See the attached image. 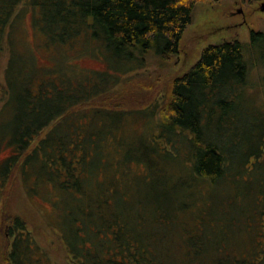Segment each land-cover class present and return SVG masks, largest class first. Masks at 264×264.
<instances>
[{"label": "trees", "instance_id": "16d2710c", "mask_svg": "<svg viewBox=\"0 0 264 264\" xmlns=\"http://www.w3.org/2000/svg\"><path fill=\"white\" fill-rule=\"evenodd\" d=\"M203 1L206 0H0V50L4 35L10 34L24 12L31 11L33 25L45 37V44L74 51L84 41L108 65L105 71L57 73L41 80L32 75L21 92L19 71L14 70L17 63L11 58L8 87L0 84V98L10 92L6 107L17 106L20 100L23 105L10 141L16 152L0 169V192L4 178L10 175L22 153L51 126L24 159L21 173L25 182L32 179L34 192L46 185L54 188V205L60 217L56 225L59 228L65 223L67 227L69 235L67 238L64 232L63 240L71 264L175 263L165 259L163 262L159 249L162 246L166 250L165 232L175 224L176 217L190 213L180 209L187 208L195 196L192 191L187 192L196 183L188 177L190 172L194 178L230 187L227 196L231 207L239 213L246 210L236 200L232 183L245 165L252 168L260 154V141L253 151H246L241 144L245 127H253L257 115L264 117V107L247 96L252 88L248 77L253 69L259 65L264 71V31H251L245 43L207 46L194 66L174 78L161 99L146 107L147 115H160L156 135H165L162 161L170 160L180 169V177L171 187L165 179L147 183L137 175L135 183H142V188L129 195L128 186L135 181L133 174L130 178L132 151L117 146L127 141L120 130L131 110L74 111L97 100H109L113 92L126 86L145 89L142 78L154 71L171 69L176 64L183 34L191 24L194 7ZM10 23L15 25L10 27ZM150 62L154 63V70H150ZM239 99H244L249 107L237 110L235 102ZM112 141L122 155L120 160L111 159L107 150ZM142 149L144 154L151 150L147 157L150 163L153 153L158 154L152 148ZM99 172L105 174V179L96 183ZM175 200H179L176 207ZM9 220L12 235L7 264H50L38 253L34 237L25 229V219L12 215ZM191 232L194 231L187 230L188 235ZM199 232L202 238L209 236L203 230ZM213 235L216 241L212 252L218 254L226 237L221 231ZM249 242L251 245L241 256L253 254V237H249ZM206 244L203 241L194 248L182 246L185 251L177 264H190L189 249L196 256L202 251L203 257ZM260 248L264 261V243ZM243 261L236 264H251ZM196 264L216 263L206 259Z\"/></svg>", "mask_w": 264, "mask_h": 264}, {"label": "rangeland", "instance_id": "374dc122", "mask_svg": "<svg viewBox=\"0 0 264 264\" xmlns=\"http://www.w3.org/2000/svg\"><path fill=\"white\" fill-rule=\"evenodd\" d=\"M19 8L17 10H20ZM33 20L34 16L31 11L24 12L21 20L16 23L15 28H12L10 34L4 35L3 48L0 50V84L2 86L8 87L7 71L11 65V58L17 63L14 70L19 71L17 79L21 84V92L28 85L32 75L33 78L41 80L57 73L78 75L108 69L107 63L98 58L84 41L78 43L74 51L55 49L53 48L54 43L45 44V37L35 29ZM10 25L15 24L10 23ZM251 31H264V0H206L199 2L194 7L191 24L183 34L180 51L175 58L176 64L171 69L163 72L154 71L145 79L142 78L146 81L144 85L147 88L145 89L143 87L133 89L132 86H126V89L113 92L109 100H97L89 105L75 108L74 111L88 108L131 110L129 111L132 112L131 116L127 121L125 120L123 130H120L123 131L120 135H126L127 141L123 144L119 143L117 146L118 149L123 147L124 150L132 151L130 178L134 177L133 184L135 185L128 186L129 195L135 194V189L137 191L142 188V183L138 186L135 183L137 175L144 177V181L147 183L156 179H165L167 186L170 185V187L180 177V169L176 164L170 163V160L167 159L166 161L171 165L162 161L164 153L161 149L165 147V135L161 133L160 136L156 135L160 115H147L146 107L154 100L161 99L172 80L190 70L198 61L202 50L207 46L224 42H248ZM151 63H149L150 70H154L155 65ZM248 83L252 88L248 90L247 96L254 98L255 104L264 107V71L259 65H256L251 72ZM9 93L0 98V169L16 152L10 143L15 134L16 117H19L23 112L21 100L17 106L10 104L9 107H6L9 102ZM241 100L235 102L237 110L249 107L244 99ZM17 110L20 112L17 113ZM256 117L253 127L246 126L242 132L243 143L241 146L243 145L246 151L257 150L260 141L259 157L252 163L251 169L245 165L244 170L237 174L236 180L232 183L236 187V200L240 201V205H243L246 210L239 213V210L231 207V198L229 195L227 196L228 191H231L230 187L227 185L219 187L216 183L208 180L194 178L195 175L193 176L190 172L188 177L195 180L196 183H193L187 192L189 194L192 191L195 196L189 200L187 208H180L183 212L190 211V213L178 215L175 224L165 232L167 235H165L166 241L163 244L166 245V250L164 251L162 246L159 249V257L163 262L172 260L175 262L173 264H177L178 261H182V254L185 251L182 246L191 245L194 248L203 241L207 243L205 245L207 252L203 253V257H201L202 251H198L196 256L189 249L188 263L196 264L206 259L210 262L212 260L216 264L244 263L243 260H249L251 264H261L263 261L260 247L264 243V161L262 160L264 158V117H259V115ZM51 128L50 126L45 129L35 139L28 150L22 153L10 171V175L4 178L5 184L0 192V264H7L6 256L10 251L12 235L11 226L8 223L12 215L25 219V229L30 231V235L34 237L38 253L44 255L50 264H71L63 240L66 236L64 232H66L67 238L69 235L67 227L65 223L61 224L59 228L56 225L59 223L60 217L54 205L57 199L54 188L51 185H46L41 187L38 192H34L31 190L32 179L30 183L25 182L21 173L24 159L50 132ZM113 142L115 141L109 143L107 150L111 153V159L120 160L122 155L115 149ZM142 148H152L158 152V154L153 153L151 163L147 158L150 157L151 150L144 154ZM104 179V173L99 172L95 176L96 183L103 182ZM178 201L175 200L174 207L178 206ZM188 229H192L194 232L188 235ZM201 230L209 235L206 239L202 238V234L199 232ZM219 231L226 237V242L222 241V248L218 254H215L211 247L216 241L213 234H217ZM250 236L253 237V254L241 256L242 253H245L244 250L251 245ZM238 255L241 256V259Z\"/></svg>", "mask_w": 264, "mask_h": 264}]
</instances>
